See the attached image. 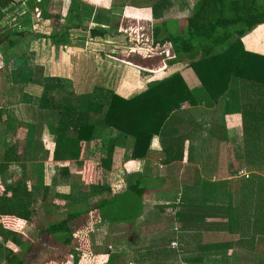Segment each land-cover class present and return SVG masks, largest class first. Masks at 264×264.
<instances>
[{
    "label": "crops",
    "instance_id": "crops-1",
    "mask_svg": "<svg viewBox=\"0 0 264 264\" xmlns=\"http://www.w3.org/2000/svg\"><path fill=\"white\" fill-rule=\"evenodd\" d=\"M15 1L4 10L1 27L12 32L7 23L14 16L13 26L29 34L2 57L0 164L6 149L16 146L26 168L10 164L0 174V192L15 186L24 173L34 199L31 220L15 228L17 242L0 240V264L10 252L19 257L17 251L31 252L32 245L42 248L45 238L59 241L43 231L72 214L71 241L64 245L78 246L66 258L69 264L78 263L81 255L103 264H264V83L235 77L230 70L225 71L230 78L220 83L202 81L187 58L176 62L171 44L148 52L163 57L160 68L125 64L117 54L124 41L95 29H108L116 17L130 26L160 22L164 37L183 35L198 0ZM31 27L34 32L28 31ZM92 30L106 35L93 37ZM241 43L245 51L264 57V24L247 31ZM106 48L112 50L106 53ZM139 49L131 48L134 53ZM174 74L186 86L185 100L143 157L133 158L132 137L104 129L84 145L80 160L53 161L56 135L49 127H58L61 114L41 113L45 90L62 104L98 91L130 99ZM39 125L36 139L50 157L32 163ZM109 153L111 168L105 169L102 162ZM85 163L100 168L93 183L84 177ZM129 188L142 197L136 217L130 224L105 221L96 206ZM55 217L60 218L49 220ZM35 221L40 228L32 235L27 229Z\"/></svg>",
    "mask_w": 264,
    "mask_h": 264
},
{
    "label": "trees",
    "instance_id": "trees-1",
    "mask_svg": "<svg viewBox=\"0 0 264 264\" xmlns=\"http://www.w3.org/2000/svg\"><path fill=\"white\" fill-rule=\"evenodd\" d=\"M44 1L47 0H41L40 5ZM15 2L0 0V53L3 45L13 49L21 41L20 38H26L29 34L27 31L9 32L8 28L1 27L4 10ZM262 24L264 0H198L188 18L185 34L177 36L167 33L166 37L157 39L158 34L155 32L157 45H154L162 47L171 44L176 60L183 57L191 61V66L202 81L211 78L220 83L230 78L225 74V71L230 70L235 77L264 83V57L245 51L241 43V37L247 31ZM159 28L161 30L162 26ZM90 34L93 37L106 35L96 30ZM138 41L134 39L129 43ZM2 64L0 56V69ZM130 64L135 63L130 61ZM185 90L186 86L178 74L130 99H124L111 91H98L81 96L76 104H62L56 102L51 91L45 90L41 97V113L46 110L61 114L58 127H49L56 135L53 161L80 160L84 145L99 138L104 129L118 131L122 137H132L136 142L133 158L143 157L153 136L161 133L171 115L185 100ZM40 129V125L34 129L35 139L30 153L32 163L50 157L49 149L41 140L36 139L37 135L40 136ZM68 132L74 133L75 137L69 136ZM22 160L19 148L8 147L0 164V174L12 163L21 164L23 170L26 165L22 164ZM111 163L112 154L109 153L102 166L110 169ZM83 174L86 180L92 181V176H99L100 168L96 164L85 163ZM28 179L27 174L23 173L22 179L15 186L0 192V240L17 242L15 228L21 222L31 220L34 195ZM99 188L104 190L103 187ZM141 199L138 189L129 188L124 194L102 201L96 208L105 221L113 222L115 219L130 224L140 210ZM73 218V214L68 215L65 220L49 225L43 232L68 244L71 241L69 225ZM6 261L9 264H26L13 252L8 254Z\"/></svg>",
    "mask_w": 264,
    "mask_h": 264
},
{
    "label": "rangeland",
    "instance_id": "rangeland-1",
    "mask_svg": "<svg viewBox=\"0 0 264 264\" xmlns=\"http://www.w3.org/2000/svg\"><path fill=\"white\" fill-rule=\"evenodd\" d=\"M140 2H142V1H140ZM144 2H145V0H144ZM194 2H195V0H192V2H190V3H194ZM154 14H155V12H154ZM16 20H18V19H16L14 16L11 17L8 21L9 24L7 23V26L12 25L11 26L12 31L23 30L21 25L13 26V23H15ZM110 23H111V26L108 29H98V28H95V29H97L98 31L106 32L109 37H112V38L118 37V39L121 38L120 40L124 41L123 44L120 46L121 49L117 51L118 52L117 54H120L119 57H120V60L123 61V63L130 64V61H132L135 64H143V65L147 64L148 66H151V68H160L161 67L163 57H155L153 55L150 56L148 54V52L151 53V52H159L162 49L165 50V46L164 47L163 46L162 47L156 46L157 45L156 38L154 37L155 32L158 34L157 39H162L164 37V35H163L164 31H162V30H164V27L162 26V29L160 30V28H159V26H161L160 22H159V24H156V22L154 23V22L150 21L148 24H145L143 21H140L137 24L135 23V25L133 24L130 26V25H128L127 19L122 18V19H120V21H118V19H116V17H115L114 21L112 20V22H110ZM21 24H23V23H21ZM28 31L34 32L33 27L29 28ZM161 31H162V34H161ZM78 35H80V33ZM80 37L81 36H79L78 38H80ZM24 39L25 38L23 37V38H20L19 40H22V42H25ZM134 39H138L139 41L136 43L132 42L130 44L129 42L134 41ZM125 41L128 42L129 44L125 43ZM24 44H27V40H26V43H24ZM154 44H156V45H154ZM19 46H20L19 49H21V50H23L25 48V45H19ZM116 46H118V45H116ZM136 46H139L142 49L136 50L134 53V52H132L131 48H133V47L135 48ZM14 50L15 49H13V51ZM111 50H112L111 48L110 49L106 48V53L110 52ZM143 50L146 52H144ZM113 51H114V48H113ZM5 52H6V54H5ZM7 52H8L7 47L2 46L1 53H0L1 58L4 56V54L7 56L8 55ZM142 52H144V53H142ZM131 53L134 54V56ZM141 53H142V55H141ZM129 56L132 58H129ZM178 61L179 60H177L176 62H178ZM3 65L4 64H2V67H3ZM77 102H78V99L74 100V101L70 100L71 104H76ZM92 177L96 178L95 176H92ZM87 181L89 183L90 182L93 183V180L92 181L87 180ZM59 218L60 217H55V218H52L49 220L54 221V220H57ZM28 228H29V229H27L28 233L33 235L36 232L35 229L40 228L39 221H35V225L34 224L28 225ZM44 241H45L44 243H41L42 248H36L35 249L33 247L32 243H30V245H32L31 246L32 247L31 252L27 251L24 254L23 251H19V252L17 251L16 253L18 255H21V256H19V258L24 260V262L26 264L44 263V262L49 261V260H51V261L55 260V258L58 259V261H57L58 264H69L68 260L66 258H69V255L71 254V249L76 248V246H78V243H76V242L74 243V245L67 246V245H64L61 241L55 240L54 238L52 239V242H49L48 238H45ZM41 251H42V253H40ZM78 254H81V250H79ZM72 255L75 256L77 254L75 252H73ZM156 255H157V257L158 256L161 257L160 253H158ZM7 257H8V255L6 254L5 260L7 259ZM94 259L95 258L91 259L89 257L87 258V257H84L81 255L80 259L78 260L79 262L74 263V264H103L104 263V260H99V259L94 260ZM136 262H137V260H136ZM5 264H9V263H7V261H6Z\"/></svg>",
    "mask_w": 264,
    "mask_h": 264
}]
</instances>
